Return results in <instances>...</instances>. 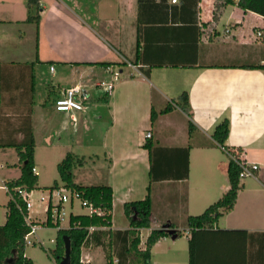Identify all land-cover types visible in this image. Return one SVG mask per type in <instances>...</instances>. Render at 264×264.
<instances>
[{"label":"crops","instance_id":"crops-1","mask_svg":"<svg viewBox=\"0 0 264 264\" xmlns=\"http://www.w3.org/2000/svg\"><path fill=\"white\" fill-rule=\"evenodd\" d=\"M214 3L149 0L139 9L137 0H39L36 25L26 22L36 13L28 0H0V149L15 153L0 181L19 178L14 146L28 133L37 189L53 183L39 185L37 141L51 147L49 152L59 151L57 175L67 153L83 157L74 148L88 149L89 161L100 148L105 165L98 184L112 190L111 227L102 231L129 229L123 205L144 199L149 188L151 224L139 230V249L151 230L171 225L179 236L160 238L151 247L150 264H189L187 218L200 215L229 189L228 156L211 139L216 123L227 117L225 146L242 150L258 171L240 180L233 209L222 213L212 230L194 234V264H264V75L249 68L264 64V37L256 38L264 19L235 3L214 23ZM95 63H112L109 68L121 72L110 96L93 89V79L97 84L110 78L108 67L88 65ZM77 85L90 92L86 108L56 111L55 100ZM183 91L191 119L171 101ZM166 105L167 113H160ZM148 140L150 156L144 148ZM30 215L44 220L33 204ZM5 217L6 207L4 223ZM104 256L93 241L81 249L83 263L105 264Z\"/></svg>","mask_w":264,"mask_h":264},{"label":"trees","instance_id":"trees-1","mask_svg":"<svg viewBox=\"0 0 264 264\" xmlns=\"http://www.w3.org/2000/svg\"><path fill=\"white\" fill-rule=\"evenodd\" d=\"M29 4L36 10L34 16L31 14L27 17L26 22L39 23V0H28ZM149 0H137L138 7L146 5ZM236 5L243 11H250L255 14L264 16V0H215L213 6L212 21L216 23L219 15L224 7L228 5ZM138 46V45H137ZM100 66L103 68L113 65L112 63H95L88 64ZM250 69L260 70L264 75V64L249 66ZM175 103L182 112H184L191 119V109L189 105V96L187 91H183L178 97L171 100ZM169 105H166L160 113H167ZM156 113L151 110L150 120L154 121ZM188 135L191 136L194 130V125L191 120L188 122ZM229 134V119L227 117L221 118L214 126L211 139L213 142L224 149L232 150L225 146ZM144 148L151 155L152 145L148 140ZM190 146L182 149L185 153L183 165L185 173L188 171V151ZM18 157V166L20 169V176L18 179L5 182L8 186L12 197L9 198L6 204V219L3 225H0V264H33L31 259L25 256L24 236L29 231V226L25 221L27 210L25 203L20 196L14 191V188L19 187L31 192L37 189V174L33 173L34 168V141L31 134H27L24 140L14 146ZM239 152L242 150L235 149ZM80 158L73 153H67L64 158L57 164L56 169L58 173V181H53L52 186L45 189H52L58 187L59 183L67 188L75 189L81 192L84 198L88 199L96 208H100L103 212L101 215H73L69 216L68 228L56 229V237L54 239V250L52 254L54 262L59 264L64 256V240L66 237L70 243V261L69 264H89L83 263L81 259V249L89 241L95 242L104 249L105 264H113V257H117L116 264H150L151 247L162 237L168 236L164 229L151 230L146 238L145 248L139 249V230L150 227V212L151 199L149 188L144 199L138 201L127 202L123 205V213L129 222V229L124 231H102V228L111 227V210H112V190L110 186L104 184L98 185H82L76 183L74 180V169L79 166ZM154 165H151L149 174L151 180L155 179ZM240 167L235 160L228 157L227 178L229 182V189L213 204L208 206L200 215L190 216L187 218L186 226L191 233L188 241L189 249V264H194V248L193 236L199 231H210L218 221L222 213L229 212L233 209L237 192L240 189V179L238 177ZM48 227L57 228L58 225H52L50 220L47 221ZM94 228L89 231V228ZM173 228V226H168ZM175 234L179 236L178 232ZM104 237H108L105 239ZM113 246H118L113 248ZM111 248L114 252L111 254Z\"/></svg>","mask_w":264,"mask_h":264},{"label":"built area","instance_id":"built-area-1","mask_svg":"<svg viewBox=\"0 0 264 264\" xmlns=\"http://www.w3.org/2000/svg\"><path fill=\"white\" fill-rule=\"evenodd\" d=\"M235 2L237 0H234ZM175 2V0H173ZM264 19V16H262ZM209 37V33L205 36V38ZM264 37V31H257L256 32V38H262ZM50 71L53 72V67H50ZM108 73L110 74V78L107 80H102L98 82L94 87H98L99 91L104 92L105 95L110 96L115 83L119 80L121 76V72L118 70L110 69L109 67L106 69ZM90 99V92L85 86L77 85L73 86L67 90L64 91V94L62 97L57 98L54 102V109L58 112H72V111H83L86 108V105L89 103ZM151 134L147 133L145 135V138H150ZM221 150H223L226 155L229 158H232L235 160L236 164L240 167L239 172V179L242 180L247 177H253L256 172L258 171L257 164L249 163L245 161L243 158L242 152H239L235 149L229 150L224 149L221 147ZM33 173L36 174L35 169H32ZM0 189L4 190L8 195L9 198L12 197L10 194V190L8 186L5 185V183H2L0 186ZM48 193L44 194L41 193L39 197V202L44 203L43 206V214H44V220L42 222H36L33 217L30 215V211L32 208V203L30 200V196L33 191L27 192L24 189H21L19 187L14 188V191L20 196L21 200L25 203V207L27 210V214L25 216V221L27 225L29 226L28 233L24 236L23 241L26 246H33L36 243L39 244L42 248L47 251L49 256H53L52 250L46 249L44 247L43 241L40 240L36 236V232L38 229L48 227L47 221L50 220L52 225H58L57 228H65L62 226V222L67 219V227L69 226V216L72 212L67 213L65 207L68 205L69 209L74 208V204H77L78 207L82 210H84L86 215H101L103 214L102 210L100 208H96L88 199L84 198L83 194L75 189H70L65 187L64 185H58V187L48 189ZM94 228H89V231H92ZM52 243H54V240H51ZM82 262L83 260L80 259ZM85 262V261H83Z\"/></svg>","mask_w":264,"mask_h":264},{"label":"rangeland","instance_id":"rangeland-1","mask_svg":"<svg viewBox=\"0 0 264 264\" xmlns=\"http://www.w3.org/2000/svg\"><path fill=\"white\" fill-rule=\"evenodd\" d=\"M94 80L95 79H93V85H96V81ZM95 89H98V87H96ZM42 143L40 142L38 144L37 141V146L35 149V159L37 164V172L39 175V185H46L52 183L53 178L55 179L56 177H58V175L56 174L54 161L59 158V151L54 150V152H49L48 150H51L52 148L44 146ZM74 151L83 154V157L78 156L80 158L81 164L75 167L73 171L74 180L82 185L102 183L104 179L103 174L101 173L103 169L101 170V168H103V165H105L103 150L100 148L94 149L93 151L97 156L95 158H89L90 160L94 159L92 161H89L87 158H85L86 155L90 154L88 149L86 151L84 148H74ZM14 158L15 153L13 150L0 149V166H5L3 169H0V180L4 172H6V168H9L8 166L13 162ZM95 168H98V171ZM1 185L2 182L0 181V186ZM59 185H61V183H59ZM48 191V189L42 190L40 187L32 192L30 200L34 205V210L37 211V213H42L44 206V203L39 202V197L42 192L44 194H47ZM8 200L9 195L6 194L4 190L0 189V225L4 223L5 206ZM65 209L67 213L74 212L80 214L85 212L84 210L80 209L77 204H74L73 210L69 209L68 205L65 207ZM113 215L116 218L119 216V209L117 205L114 207ZM66 224L67 219L62 222V226L66 227ZM36 233V236L43 241L44 247L48 249V251L54 250V243L51 242V240H54L56 237V229L54 227L42 228L41 225V228L38 229ZM24 252L25 256L31 259L33 264H56L54 262V257L49 256L47 251H45V249L37 243L33 246H26ZM102 263L103 260L101 259L95 264Z\"/></svg>","mask_w":264,"mask_h":264},{"label":"water","instance_id":"water-1","mask_svg":"<svg viewBox=\"0 0 264 264\" xmlns=\"http://www.w3.org/2000/svg\"><path fill=\"white\" fill-rule=\"evenodd\" d=\"M168 235H170L172 238H176V234L173 229H169L168 227H165ZM64 256L62 257L59 264H69L70 261V243L69 240L64 237Z\"/></svg>","mask_w":264,"mask_h":264}]
</instances>
